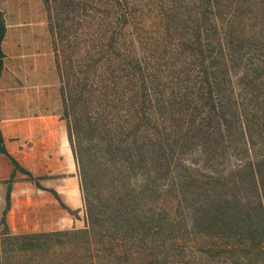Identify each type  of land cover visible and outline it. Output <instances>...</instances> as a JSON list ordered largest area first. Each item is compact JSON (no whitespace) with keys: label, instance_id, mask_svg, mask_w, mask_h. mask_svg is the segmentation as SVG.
I'll use <instances>...</instances> for the list:
<instances>
[{"label":"trees","instance_id":"obj_1","mask_svg":"<svg viewBox=\"0 0 264 264\" xmlns=\"http://www.w3.org/2000/svg\"><path fill=\"white\" fill-rule=\"evenodd\" d=\"M42 1L85 228L0 264H264V0Z\"/></svg>","mask_w":264,"mask_h":264},{"label":"crops","instance_id":"obj_2","mask_svg":"<svg viewBox=\"0 0 264 264\" xmlns=\"http://www.w3.org/2000/svg\"><path fill=\"white\" fill-rule=\"evenodd\" d=\"M0 236L83 229L85 206L42 0H0Z\"/></svg>","mask_w":264,"mask_h":264},{"label":"rangeland","instance_id":"obj_3","mask_svg":"<svg viewBox=\"0 0 264 264\" xmlns=\"http://www.w3.org/2000/svg\"><path fill=\"white\" fill-rule=\"evenodd\" d=\"M84 229V228H83ZM75 230H82V229H75ZM58 255H61L62 253L60 251H58Z\"/></svg>","mask_w":264,"mask_h":264},{"label":"built area","instance_id":"obj_4","mask_svg":"<svg viewBox=\"0 0 264 264\" xmlns=\"http://www.w3.org/2000/svg\"><path fill=\"white\" fill-rule=\"evenodd\" d=\"M85 228V227H84Z\"/></svg>","mask_w":264,"mask_h":264}]
</instances>
